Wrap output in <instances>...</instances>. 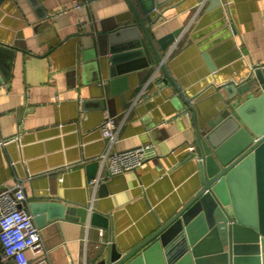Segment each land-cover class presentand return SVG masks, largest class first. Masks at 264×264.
Masks as SVG:
<instances>
[{"label":"crops","instance_id":"0c3cea01","mask_svg":"<svg viewBox=\"0 0 264 264\" xmlns=\"http://www.w3.org/2000/svg\"><path fill=\"white\" fill-rule=\"evenodd\" d=\"M72 2L0 0V43L13 47L12 53L0 52V139L18 135L0 146V189L22 181V207L30 214L32 203L47 200L40 196L48 194L89 209L85 164L106 146L98 127L101 111L82 104L92 98L97 82H104L99 71L85 67L87 33L120 21L130 4L89 0L74 9ZM141 17L154 38L180 32L158 70L164 84L147 88L151 97L131 110L111 150L151 143L154 152L123 175L108 176L106 167L98 166L95 176H105L89 211L108 214L111 230L40 213L43 223L37 227L51 264H87L99 243L110 239L119 250H128L174 214L197 182L184 150L195 140L196 108H189L176 86L202 109L215 100L217 87L240 82L255 65L264 66V0H166L150 12V21ZM159 59L128 74L124 101L116 94L109 106L113 117L131 104ZM102 183L107 193L100 195ZM23 255L30 258L31 252Z\"/></svg>","mask_w":264,"mask_h":264},{"label":"water","instance_id":"95a60500","mask_svg":"<svg viewBox=\"0 0 264 264\" xmlns=\"http://www.w3.org/2000/svg\"><path fill=\"white\" fill-rule=\"evenodd\" d=\"M128 1L130 10L120 21L100 30L94 26L87 33L85 67L99 71L104 82L98 81L92 98L82 104L101 111L98 127L104 108L112 116L113 97L119 94L124 101L128 74L147 69L180 32L154 38L142 20L143 15L150 21V12L166 0ZM3 51L12 53L13 47L0 43ZM176 87L189 108H196L194 149L186 157L197 177L191 196L128 250H119L112 239L100 242L87 264H264V66L255 67L240 82L217 87L215 100L202 109ZM98 166L96 160L85 164L88 180ZM103 186L100 195L107 193ZM40 197L47 200L32 203L37 226L45 212L47 219L88 221L111 230L108 214L78 203L63 204L49 194Z\"/></svg>","mask_w":264,"mask_h":264},{"label":"built area","instance_id":"2783aa9c","mask_svg":"<svg viewBox=\"0 0 264 264\" xmlns=\"http://www.w3.org/2000/svg\"><path fill=\"white\" fill-rule=\"evenodd\" d=\"M89 3V0H73L72 7L77 9ZM168 49H166L167 51ZM160 57L159 62L153 68L147 80L140 85L131 104L123 110L119 118L110 115L103 116L99 130L101 138L105 140V151L95 159L101 167H106L107 175H123L129 171L137 169L154 152L151 143H144L137 147L123 150L112 151L111 147L117 138V131L125 122L131 110L139 103L151 97L147 88L154 84L156 90L164 84L163 76L159 75L158 70L164 66L170 50ZM261 65H255V67ZM189 112H185L188 114ZM179 114H176L177 118ZM18 140V135L0 139V146ZM194 145L190 144L184 148L185 151H192ZM101 172L90 179L87 186L91 189L90 206L94 200L95 191L99 182L104 178ZM26 196L22 181H16L11 187L0 189V264H10L9 260L16 259V264H51L48 257V249L43 243L39 228L34 223L33 215L22 207V202ZM101 234V232H100ZM29 250L31 257L27 258L23 252Z\"/></svg>","mask_w":264,"mask_h":264}]
</instances>
